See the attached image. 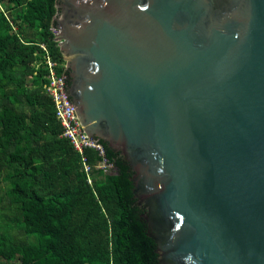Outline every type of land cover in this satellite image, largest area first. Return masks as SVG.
<instances>
[{"label":"water","instance_id":"95a60500","mask_svg":"<svg viewBox=\"0 0 264 264\" xmlns=\"http://www.w3.org/2000/svg\"><path fill=\"white\" fill-rule=\"evenodd\" d=\"M55 7L65 98L142 264H264V0Z\"/></svg>","mask_w":264,"mask_h":264},{"label":"trees","instance_id":"16d2710c","mask_svg":"<svg viewBox=\"0 0 264 264\" xmlns=\"http://www.w3.org/2000/svg\"><path fill=\"white\" fill-rule=\"evenodd\" d=\"M55 14V0H0V182L8 181L24 232L35 239L0 233V264H142L126 236L129 210L112 162L86 149L84 172L44 93L45 52L58 75L65 71ZM103 158L111 172L96 168Z\"/></svg>","mask_w":264,"mask_h":264},{"label":"built area","instance_id":"2783aa9c","mask_svg":"<svg viewBox=\"0 0 264 264\" xmlns=\"http://www.w3.org/2000/svg\"><path fill=\"white\" fill-rule=\"evenodd\" d=\"M56 42H58V40H56ZM41 47L45 50L43 46ZM44 59V65L47 70L45 76L47 82L44 84L43 89L44 93L50 97L53 103L55 117L62 128L60 137L68 140L74 151L81 156L84 165L83 170L88 174L89 167L84 163L85 158L83 157V152L86 149L91 148L97 150L99 155L103 157V148L100 144L88 140L84 132V127L81 126L74 109L67 103L62 81L63 73L61 75L56 73L57 64L52 61L48 52H45ZM64 67L66 69V64H64ZM96 168L101 169L106 173L112 168V166L103 158ZM88 182H90L89 178Z\"/></svg>","mask_w":264,"mask_h":264},{"label":"rangeland","instance_id":"374dc122","mask_svg":"<svg viewBox=\"0 0 264 264\" xmlns=\"http://www.w3.org/2000/svg\"><path fill=\"white\" fill-rule=\"evenodd\" d=\"M40 64V63H39ZM38 67V65H34ZM31 77L29 74L24 75V85L29 88ZM13 93V92H12ZM7 105H11L8 104ZM23 111H26V107H21ZM11 151V149H9ZM110 169L108 172H111ZM90 183V182H89ZM9 183L8 181L2 180L0 182V233L6 238L13 241H30L34 242L33 237H29L25 234L24 228L20 223V214L18 212L17 205L12 202L8 195ZM18 264V263H17Z\"/></svg>","mask_w":264,"mask_h":264}]
</instances>
